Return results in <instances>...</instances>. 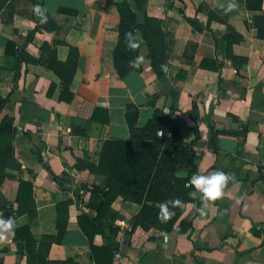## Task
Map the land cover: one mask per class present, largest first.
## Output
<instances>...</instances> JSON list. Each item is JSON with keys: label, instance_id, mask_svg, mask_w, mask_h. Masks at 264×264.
<instances>
[{"label": "crops", "instance_id": "obj_1", "mask_svg": "<svg viewBox=\"0 0 264 264\" xmlns=\"http://www.w3.org/2000/svg\"><path fill=\"white\" fill-rule=\"evenodd\" d=\"M117 1L0 0V98L7 99L0 123L9 116L13 128L0 218L17 225L0 243V264H96L77 218H98L90 195L101 187L98 204L106 188L80 162L97 163L107 139H129L128 105L138 110L137 127L155 109L170 113V91L172 118L193 141L196 174L222 170L235 180L215 202L175 198L187 207L169 230L134 225L140 203L116 197L92 238L111 253L108 260L98 253L100 264H264V27L260 37L256 23L264 0L260 9L234 0L231 11L233 0H143L145 37L134 33L141 69L123 77L112 57ZM21 183L32 186V206L17 200L19 191L22 200L30 194ZM22 226L32 241L16 234Z\"/></svg>", "mask_w": 264, "mask_h": 264}, {"label": "trees", "instance_id": "obj_2", "mask_svg": "<svg viewBox=\"0 0 264 264\" xmlns=\"http://www.w3.org/2000/svg\"><path fill=\"white\" fill-rule=\"evenodd\" d=\"M134 1L144 12L143 0ZM255 1L252 6L260 9L261 0ZM116 7L119 14L118 37L112 50V57L118 76L123 77L130 70L141 69L138 46L132 47L131 45H138L134 35L136 29L141 31L142 37H145V26L148 21L145 19L144 24L136 25L135 15L127 0H118ZM256 23H258V34L261 37L263 36L261 26L264 27V15L258 17ZM128 34H131V38L126 40ZM151 63L153 67H157L153 60ZM170 95L174 99L170 113L155 109L152 117L143 127H137L135 124L138 115L137 108L128 105L125 119L130 134L129 139H107L98 154L97 163L80 162L90 172L102 175L104 177L103 186L106 188L98 204L96 200L101 187L93 186L90 195L88 205L97 211L98 218L90 220L85 214H81L77 218L79 229L88 240L96 264H100L98 253L106 258L111 256L106 247L94 246L92 238L96 233L103 232L100 219L116 197L120 196L140 203L139 212L134 217V225H142L144 228L152 225L161 230H169L173 227L179 206L173 208L169 205V211L174 215L162 222L159 218L161 208L158 205L175 200L177 197L182 198L187 195L190 197L189 193L195 191L193 187L189 186L192 175L197 173L193 141L183 140L179 125L171 114L177 110V96L173 91H170ZM6 103L7 99L0 98V109ZM158 130L161 131V136L157 135ZM12 133V119L9 116H4L0 123V149H5V153L0 154V171L4 166V157L9 154L11 148ZM179 171H186V175L184 177L176 176ZM19 189L26 190L30 194L29 197L22 200L19 191L18 202L28 203L32 206L34 201L32 186L28 183H21ZM194 201L199 205V194ZM16 234H20V238L25 237L27 241H32L26 226L17 228Z\"/></svg>", "mask_w": 264, "mask_h": 264}, {"label": "clouds", "instance_id": "obj_3", "mask_svg": "<svg viewBox=\"0 0 264 264\" xmlns=\"http://www.w3.org/2000/svg\"><path fill=\"white\" fill-rule=\"evenodd\" d=\"M238 6L239 5L233 0V2L228 5V10L231 11L238 8ZM35 10L38 15H42L40 6L37 5ZM42 22H46V20L42 19ZM130 38L131 34H128L126 40ZM131 46L137 47L138 45L132 44ZM234 180L235 176L233 174L225 173L222 170H216L208 175L194 174L189 181V186L193 187L195 191L189 193V195L193 199H196L199 194V198L203 202H215L224 197L229 182ZM169 205L173 208L178 206L182 208L187 207V205L179 199L166 201L160 205L161 213L159 218L162 222H165L170 216L174 215L173 212L169 211ZM16 226V220L13 217H9L6 220L0 218V243L5 242L9 238V235H15L14 230Z\"/></svg>", "mask_w": 264, "mask_h": 264}, {"label": "water", "instance_id": "obj_4", "mask_svg": "<svg viewBox=\"0 0 264 264\" xmlns=\"http://www.w3.org/2000/svg\"><path fill=\"white\" fill-rule=\"evenodd\" d=\"M132 12L135 15V24L142 25L145 22V13L137 6L134 0H127ZM166 68H164L165 70ZM162 93L166 94L169 90L170 84L166 80L161 81Z\"/></svg>", "mask_w": 264, "mask_h": 264}, {"label": "built area", "instance_id": "obj_5", "mask_svg": "<svg viewBox=\"0 0 264 264\" xmlns=\"http://www.w3.org/2000/svg\"><path fill=\"white\" fill-rule=\"evenodd\" d=\"M161 134H162L161 131L158 130V131H157V135H158V136H161ZM259 171H260L261 174L264 175V167H262ZM193 175H194V174H193ZM193 175H192V176H193ZM119 226L122 227L123 230H125L124 233H126V232L128 233V232L131 231V227L127 224V222H126L125 220H120V221H119ZM123 230H122V232H123ZM121 240L123 241V238H122ZM114 257H115V258H119V257H120L119 252L115 251V252H114Z\"/></svg>", "mask_w": 264, "mask_h": 264}]
</instances>
